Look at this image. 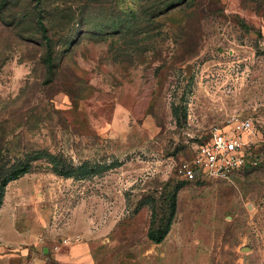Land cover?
I'll return each instance as SVG.
<instances>
[{"label":"rangeland","instance_id":"374dc122","mask_svg":"<svg viewBox=\"0 0 264 264\" xmlns=\"http://www.w3.org/2000/svg\"><path fill=\"white\" fill-rule=\"evenodd\" d=\"M243 117L252 163L186 180L197 146ZM25 164L0 264H60L87 240L89 264H264V0H0V185Z\"/></svg>","mask_w":264,"mask_h":264},{"label":"built area","instance_id":"2783aa9c","mask_svg":"<svg viewBox=\"0 0 264 264\" xmlns=\"http://www.w3.org/2000/svg\"><path fill=\"white\" fill-rule=\"evenodd\" d=\"M256 126L250 117H243L234 126L215 128L194 150L184 169L185 179L226 181L251 164L250 150L255 146Z\"/></svg>","mask_w":264,"mask_h":264},{"label":"trees","instance_id":"16d2710c","mask_svg":"<svg viewBox=\"0 0 264 264\" xmlns=\"http://www.w3.org/2000/svg\"><path fill=\"white\" fill-rule=\"evenodd\" d=\"M38 22L41 25H43L41 18L38 20ZM42 27H43L44 32H46L45 26H42ZM45 40H46L47 45L50 48L52 46V41L48 38V36H46V34H45ZM52 59H53L52 54H48L47 57L45 58V63L48 64L49 66H51L52 65ZM39 153H41V152H38L37 155ZM53 164L55 166L56 172L59 175H62L64 177H72L75 173L76 174L78 173V175H81V176L86 175V174H84L85 168L80 167V168L76 169L74 166L65 167L63 165V163L58 158H53ZM29 169H30L29 164H25L22 167L18 168L17 170H14L13 172H11L9 175H7L2 180V183L0 185V208L3 204V198H4L6 186L10 182L17 180L20 177L26 175L28 173ZM176 209H177V196H176V193H174L172 195L171 202L169 205V212H170L169 218L166 220V222L163 224V226L155 227L154 222H153L152 226L149 229L148 237L150 238L151 241H153L156 244H161L164 241L165 237L168 235V233L170 231L172 221H173L175 214H176Z\"/></svg>","mask_w":264,"mask_h":264},{"label":"crops","instance_id":"0c3cea01","mask_svg":"<svg viewBox=\"0 0 264 264\" xmlns=\"http://www.w3.org/2000/svg\"><path fill=\"white\" fill-rule=\"evenodd\" d=\"M2 234H4L3 230ZM3 238H5L4 235ZM97 244L98 240L69 244L66 252L59 255L60 264H89L94 259V246Z\"/></svg>","mask_w":264,"mask_h":264}]
</instances>
